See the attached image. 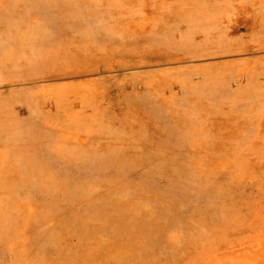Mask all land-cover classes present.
I'll return each mask as SVG.
<instances>
[{
    "label": "rangeland",
    "instance_id": "1",
    "mask_svg": "<svg viewBox=\"0 0 264 264\" xmlns=\"http://www.w3.org/2000/svg\"><path fill=\"white\" fill-rule=\"evenodd\" d=\"M0 264H264V0H0Z\"/></svg>",
    "mask_w": 264,
    "mask_h": 264
}]
</instances>
